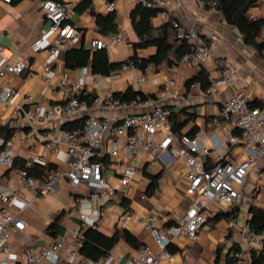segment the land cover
<instances>
[{
    "label": "crops",
    "instance_id": "obj_1",
    "mask_svg": "<svg viewBox=\"0 0 264 264\" xmlns=\"http://www.w3.org/2000/svg\"><path fill=\"white\" fill-rule=\"evenodd\" d=\"M63 1H74L76 4L69 20L76 28V35L60 47L51 66L56 73L51 80H47L43 65L50 55V47L37 52L31 48L32 41L50 24L40 9L41 0H0V46L3 47L0 65L18 57L36 71L34 75H28L27 72L10 73L3 81L4 84L11 83L14 93L9 102L0 107V149L1 142L9 139L16 128L22 129L24 133V140L15 143V167L11 170L4 169L5 173L0 174L1 185L20 193V197L10 204V209L26 223L24 230L10 228L9 231L8 242L18 254V260L13 264H25L28 252L47 246L56 237L66 235L69 243L78 234H83L85 228L92 226L91 222L97 216L96 211L102 212L95 225L103 233L113 236L117 231L127 229L138 238L139 248H134L120 236L110 251L114 255L110 264H125L128 259L137 257L144 245H150L154 252L159 251V246L153 235L136 219H132L127 226H122L123 213L134 210L136 215L155 216L166 225L175 223L195 200V196L187 192V160L178 159L171 151H140L126 161V164H135L139 171L128 186H123L105 144L102 149L104 173L113 190L107 193L104 203L93 200L89 204L90 189L85 185L72 189L66 180L55 183L49 195L36 198L38 189L28 186L18 174V169L25 165L27 158L37 154L45 155L47 165L38 164L44 168H63L69 158L65 144L61 143L57 150L48 149L38 133L51 136L52 125L63 127L73 121L81 124L87 116H110L113 122H117L126 113H139L162 105L176 112L185 108L186 113L194 115L189 118L186 113L180 114L185 120L183 131L197 129L196 135L210 150L201 155L207 168L212 167L220 157L243 159L246 157V149L242 141L230 140L232 136L239 139L241 132L220 116V110L222 103L237 91L246 92L252 103L264 101V46L259 51L246 43L240 30L229 23L219 9L202 6L200 0H163L162 10L149 18L150 27L142 28L141 32L136 24L141 26L145 19L137 12L138 3L134 0H90L87 6H84L82 0ZM108 2L115 5L113 11L116 31L106 34L100 30L98 19L105 22L112 14L107 7ZM248 13L252 18H264V0H259ZM174 23L195 28L204 37L211 51L204 63L182 60L185 52L182 53L183 43L176 36ZM119 33L122 35L121 41L116 38ZM94 39L108 43L104 49L113 63L132 57L149 60L158 53V44L163 41H168L170 48L168 58L159 65L150 63L147 67L140 68L129 62L134 64L133 68L116 73L120 65L106 75L93 70L94 54L98 49L92 47ZM258 40L264 42V26L259 31ZM70 51L75 53L73 59L71 57L73 66L67 64ZM222 67H230L235 71L236 80L233 85H216L222 74ZM146 71H150L158 82H139L138 76ZM202 71L210 81L208 87L203 88L199 81L188 84V81L198 77ZM168 77L175 79L174 88L181 92V97L162 96ZM75 82H81L84 92L91 98L124 92L129 88L144 93L149 98L125 103L113 111L91 104L75 115L60 117L57 110L70 96ZM36 103L55 108L57 117L48 125L38 126L35 131L19 115V107L30 109ZM179 143L178 140L177 144ZM32 175L39 182H43L46 176L45 171L44 177H40L39 172H33ZM154 179L156 186L148 193ZM76 196L83 198L81 208L88 216L85 228L83 220L71 211ZM26 201L31 204L27 205ZM233 206L209 203L211 215L200 228L197 239L189 240L181 236L171 245L174 249V261L179 264H235V251L243 249L239 229L252 217L254 208L264 211V156L258 158L250 170L236 214L230 213ZM219 212L222 213L221 216L212 219ZM58 217L63 232L54 235L49 228ZM60 254L57 264H65L66 249H62ZM4 257L0 252V260ZM38 264L48 262L42 259Z\"/></svg>",
    "mask_w": 264,
    "mask_h": 264
},
{
    "label": "built area",
    "instance_id": "obj_2",
    "mask_svg": "<svg viewBox=\"0 0 264 264\" xmlns=\"http://www.w3.org/2000/svg\"><path fill=\"white\" fill-rule=\"evenodd\" d=\"M11 2L12 0H4ZM144 6L160 8L163 0H134ZM202 6L217 8V0H200ZM74 1L41 0L40 9L50 21L47 28L43 29L31 43L34 52L50 47V55L43 65V73L47 80L55 75L52 63L56 59L60 47L71 41L76 35L75 26L69 21L75 8ZM109 10L113 11L115 5L107 3ZM176 36L185 41L188 50L182 56V60L194 63H204L210 56V48L204 37L195 28L174 23ZM122 40L119 33L116 37ZM216 39L217 37L214 36ZM94 48H106L108 43L103 40L92 41ZM3 47L0 46V56ZM134 67V64L125 62L116 73H122ZM27 72L34 75L36 71L23 59L15 57L12 62L0 65V107L9 102L14 93L11 83L4 84V78L10 73L21 74ZM99 76V75H98ZM139 82L158 80L150 71L143 72L138 76ZM65 80V79H63ZM98 80V77L95 79ZM236 80V73L230 67H222V74L216 85L231 86ZM175 79L168 77L165 80V88L162 91L164 98L182 96L175 89ZM26 100H29L27 98ZM150 103V101H144ZM105 107L113 111L125 103L116 99L112 93L89 97L84 92L81 82L72 85L71 94L62 103L59 110L60 117H69L90 107V105ZM56 109L44 106L41 103L33 104L30 109L19 107V115L36 131L38 126L48 125L57 117ZM220 116L231 125L238 128L241 137H230L231 141L240 140L246 149V157L243 159L218 158L212 167L207 168L201 159V155L209 153V148L204 145L198 135H183L177 144L178 137L173 130L170 119V108L162 105L155 106L152 110L139 113H126L117 122H113L110 116L99 118L87 116L82 123L70 130L60 125H52V135L38 133L44 141L46 148L58 149L59 145L65 144L68 161L65 167L45 168V180L39 182L31 173L30 169L36 164L47 165L48 159L43 154H37L27 158L25 165L18 169L19 177L28 186L37 188L36 198L45 197L54 189L55 183L66 180L72 189L85 185L90 189L88 203L99 200L101 203L108 197V192L113 188L109 184L104 173L102 162V149L107 144V151L113 159L120 181L123 186H128L139 169L135 164H126V161L140 153H163L171 151L178 159L187 160L186 178L188 180L187 192L195 196L193 204L173 224L166 225L151 215H136L134 210H127L121 218L122 226H127L132 219L141 224L154 237L159 246V251L154 252L150 245H144L137 257L128 259L125 264H179L174 261V255L168 245L175 242L179 237L185 236L189 240L198 237L200 228L208 221L210 211L209 203L220 206H233L240 203L243 197V186L256 160L264 156V101L260 105L252 106L248 95L244 91H237L226 99L221 106ZM219 123V122H218ZM159 135H161L159 137ZM24 133L16 128L13 135L1 142L0 149V174L5 170L15 167V143L23 141ZM106 192L105 194H103ZM20 197L16 189H11L0 184V252L5 255L0 264H13L18 260V254L12 250L8 242L10 228L24 230L25 221L16 212L11 211L10 204ZM83 198L76 196L71 211L83 220V228L88 225V216L81 208ZM30 205V201H26ZM96 219L91 222L96 226L102 212L96 211ZM240 241L243 249L234 253L235 264H264V227L255 232L247 220L239 229ZM83 234L68 243L67 236L62 235L52 240L50 244L27 253L25 264H38L42 259L48 264H57L61 258V250L66 249L65 264H110L114 255L109 253L105 258L94 261L81 252ZM263 259L255 261L256 259ZM181 264V263H180Z\"/></svg>",
    "mask_w": 264,
    "mask_h": 264
},
{
    "label": "trees",
    "instance_id": "obj_3",
    "mask_svg": "<svg viewBox=\"0 0 264 264\" xmlns=\"http://www.w3.org/2000/svg\"><path fill=\"white\" fill-rule=\"evenodd\" d=\"M218 5L217 9H219L225 16L226 20L231 23L232 25L236 26L240 32L243 34L245 42L248 44H251L255 46L259 51L262 50L264 46V42H261L258 40V34L261 28L264 26V18H252L248 11L250 8L257 5L259 0H217ZM82 3L84 6H87L90 4V0H82ZM137 12H140L143 16L144 23L141 24V26H138L136 24V27L138 28V31L141 32L142 28L144 27H150L149 26V18L159 12L160 8H152L142 5L141 3L137 4ZM112 14L106 18L105 22H102L100 19H98V22L100 23V30L103 33H110L116 31V25L114 23V11H111ZM182 49L183 52H186L188 49V45L185 41H182ZM170 48V43L168 41H163L158 44V53L151 57L149 60H137L135 57H132L130 59H126L122 62L113 63L110 62L108 58V54L104 48H98L97 51L94 54V63H93V70L95 72H99L102 74H110L113 70L117 69L120 65H122L125 62H133L135 65L139 66L140 68L147 67L150 63H153L155 65H159L162 63L166 58H168V50ZM75 53L72 51L69 52V55L67 57V64L68 66H73V55ZM72 55V56H71ZM72 57V59H71ZM168 62H170L168 60ZM199 81L202 85V87H208L210 84V81L208 79V76L204 74V71L192 80L188 81V84ZM113 96L118 99L122 103H130L132 101L137 100H147L149 98L148 95L136 92L133 89L129 88L124 92L120 93H113ZM262 102L259 103H252V106L260 105ZM186 109H182L181 112H176L170 108V119L173 124V130L178 137V140L181 139L183 135H190L194 136L197 133V129L194 128L193 130L189 132H184L183 127L185 126V120L180 116L182 113H186ZM188 114V113H186ZM189 115V118H192L194 115ZM78 121L68 122L63 125L64 129H72L74 127L79 126ZM17 160L15 159L14 164H16ZM103 162V161H102ZM44 171L45 168L41 165H34L30 169V173L33 174V172H39L40 177H44ZM156 186L155 179L151 182L147 192L151 193V189ZM238 212V206L235 205L231 209V214H236ZM222 213H217L212 217V219H216L217 217L221 216ZM60 218H56L54 222L50 225V230H52V233L54 235H58L59 233L63 232V227H61L59 223ZM248 221L251 224L252 229L255 232H259L264 227V211L259 208H254V212L252 217L248 219ZM120 236H123L125 240L134 248L140 247V242L138 238L132 234L129 230L123 229L122 231H117L113 236H109L102 231H100L96 226H90L84 229L83 231V239H82V245H81V252L93 259L94 261H99L100 259L105 258L107 255H109L111 249L115 246V244L118 242ZM174 243V242H173ZM169 244L168 248L172 252L174 249L171 247L173 244ZM263 259H256L255 261H261Z\"/></svg>",
    "mask_w": 264,
    "mask_h": 264
}]
</instances>
